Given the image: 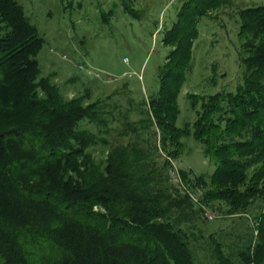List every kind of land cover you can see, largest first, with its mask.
<instances>
[{"label": "trees", "instance_id": "1", "mask_svg": "<svg viewBox=\"0 0 264 264\" xmlns=\"http://www.w3.org/2000/svg\"><path fill=\"white\" fill-rule=\"evenodd\" d=\"M225 2L182 0L159 88L120 133L135 140L96 158L107 113L40 75L43 37L17 0H0V264H264V4L236 11L235 91L188 93L195 119L176 124L198 24ZM187 136L214 170L179 169L173 183ZM207 210L247 224L213 229Z\"/></svg>", "mask_w": 264, "mask_h": 264}, {"label": "rangeland", "instance_id": "2", "mask_svg": "<svg viewBox=\"0 0 264 264\" xmlns=\"http://www.w3.org/2000/svg\"><path fill=\"white\" fill-rule=\"evenodd\" d=\"M17 1L44 39L37 54L40 75L50 76L64 96H85L86 102H97V109L107 113L101 127L106 133L100 134L106 143L94 147L96 158L110 145L135 140L120 133L126 121L140 117L138 104L147 103L159 88L157 72L170 50L161 40L175 22L182 0ZM226 2L198 24L192 69L177 94L179 127L195 119L188 93L199 97L235 91L241 80L236 11L264 4V0ZM182 142L181 154L171 161L172 182L181 183L179 169L193 175L211 174L214 165L204 158L199 142L192 136L182 138ZM255 212L250 210L246 216L252 229ZM205 215L213 229L229 225L243 230L247 224L245 217L222 221L224 216L217 212L207 210Z\"/></svg>", "mask_w": 264, "mask_h": 264}]
</instances>
